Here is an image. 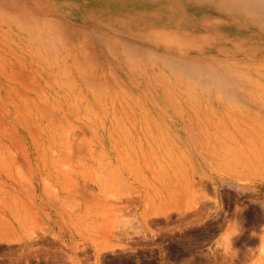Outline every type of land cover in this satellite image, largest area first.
Instances as JSON below:
<instances>
[{"label": "rangeland", "instance_id": "obj_1", "mask_svg": "<svg viewBox=\"0 0 264 264\" xmlns=\"http://www.w3.org/2000/svg\"><path fill=\"white\" fill-rule=\"evenodd\" d=\"M250 257L264 259V8L0 0V264Z\"/></svg>", "mask_w": 264, "mask_h": 264}, {"label": "bare ground", "instance_id": "obj_2", "mask_svg": "<svg viewBox=\"0 0 264 264\" xmlns=\"http://www.w3.org/2000/svg\"><path fill=\"white\" fill-rule=\"evenodd\" d=\"M240 3V5H243L246 9H251V8H259L263 7L264 8V0H236V3Z\"/></svg>", "mask_w": 264, "mask_h": 264}, {"label": "crops", "instance_id": "obj_3", "mask_svg": "<svg viewBox=\"0 0 264 264\" xmlns=\"http://www.w3.org/2000/svg\"><path fill=\"white\" fill-rule=\"evenodd\" d=\"M247 259L250 260V262H245V264H264V259L263 262H260L262 260L260 257H250Z\"/></svg>", "mask_w": 264, "mask_h": 264}]
</instances>
